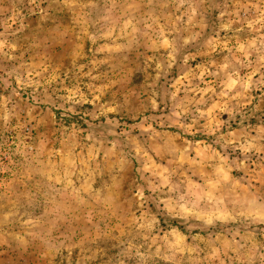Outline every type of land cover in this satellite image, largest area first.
<instances>
[{
	"label": "rangeland",
	"instance_id": "1",
	"mask_svg": "<svg viewBox=\"0 0 264 264\" xmlns=\"http://www.w3.org/2000/svg\"><path fill=\"white\" fill-rule=\"evenodd\" d=\"M0 264H264V0H0Z\"/></svg>",
	"mask_w": 264,
	"mask_h": 264
}]
</instances>
